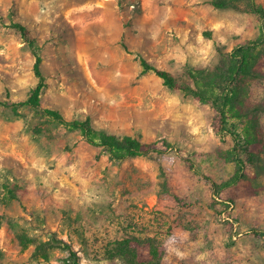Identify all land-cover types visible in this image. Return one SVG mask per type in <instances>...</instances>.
I'll list each match as a JSON object with an SVG mask.
<instances>
[{"label": "rangeland", "instance_id": "rangeland-1", "mask_svg": "<svg viewBox=\"0 0 264 264\" xmlns=\"http://www.w3.org/2000/svg\"><path fill=\"white\" fill-rule=\"evenodd\" d=\"M209 1L0 0V102H22L36 84L33 50L6 27L18 23L36 40L43 109L162 150L116 161L39 112L0 106V264H62L61 250L33 256L51 233L81 264H106L100 248L138 232H157L162 264H264L255 236L264 232V174L253 182L246 169L255 190L225 187L236 167L229 138L213 130L214 110L139 65L187 81V67L217 64L216 44L228 53L258 38L264 20ZM22 233L33 241L22 246Z\"/></svg>", "mask_w": 264, "mask_h": 264}, {"label": "trees", "instance_id": "trees-1", "mask_svg": "<svg viewBox=\"0 0 264 264\" xmlns=\"http://www.w3.org/2000/svg\"><path fill=\"white\" fill-rule=\"evenodd\" d=\"M208 4L214 10L247 11L264 20V9L255 0H210ZM6 27L15 30L21 41L33 50L32 71L36 84L26 100L11 105L0 102V106L11 107L14 111L27 108L39 112L70 131H77L87 144L104 149L116 161L162 151L155 143L142 142L139 135L110 134L97 129L87 118L67 121L57 111L43 109L40 95L44 78L36 40L21 24L10 23ZM203 35L211 39L210 32ZM216 52L218 62L213 68L187 67L184 72L187 81L169 71L153 67L144 59H139V65L142 74H153L168 91L182 93L211 106L216 114L213 130L222 142L229 138L232 149L228 155L236 167L235 176L225 187L241 184L255 190L253 182L264 174V135L261 129L264 119V23L256 40L242 42L228 53L216 44ZM259 87L262 88L261 94L256 92ZM166 147L172 148L169 144ZM241 154L246 155V162L241 160ZM247 168L253 169V182L247 177ZM223 194V188L216 192L221 199ZM149 233L152 234L131 233L108 241L100 248L106 254V264H162L165 253L163 242L159 240L157 232ZM255 236L264 239V232H256ZM19 239L22 246L33 241L24 233ZM55 250L67 253L62 264H81L79 255L71 245L58 239L54 233L49 234L45 241L37 242L33 256L47 260Z\"/></svg>", "mask_w": 264, "mask_h": 264}]
</instances>
